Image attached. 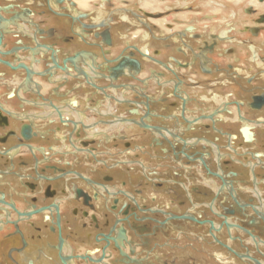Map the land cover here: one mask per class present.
<instances>
[{
  "label": "flooded vegetation",
  "instance_id": "obj_1",
  "mask_svg": "<svg viewBox=\"0 0 264 264\" xmlns=\"http://www.w3.org/2000/svg\"><path fill=\"white\" fill-rule=\"evenodd\" d=\"M88 1L0 0V264H264V0Z\"/></svg>",
  "mask_w": 264,
  "mask_h": 264
},
{
  "label": "rangeland",
  "instance_id": "obj_2",
  "mask_svg": "<svg viewBox=\"0 0 264 264\" xmlns=\"http://www.w3.org/2000/svg\"><path fill=\"white\" fill-rule=\"evenodd\" d=\"M198 235L206 237L205 231H201ZM210 242L211 239L209 238L204 243L203 241L198 242V238H194V241H188V238H178L177 245L179 246V248L177 249V255L179 261H181V264H202V262L203 264H216L214 258H217L215 257V255L219 253L223 254L224 252L219 248L214 249L213 245ZM208 257L210 258V260L206 261ZM225 260L227 261L228 258L223 259V261ZM226 264L236 263L228 262Z\"/></svg>",
  "mask_w": 264,
  "mask_h": 264
},
{
  "label": "crops",
  "instance_id": "obj_3",
  "mask_svg": "<svg viewBox=\"0 0 264 264\" xmlns=\"http://www.w3.org/2000/svg\"><path fill=\"white\" fill-rule=\"evenodd\" d=\"M77 1L82 2L81 7L83 10L88 11L91 8L90 4L87 3V5H86V2L84 3L83 0H77ZM85 1H88V0H85ZM93 1H95V0H93ZM88 2H91V1L89 0Z\"/></svg>",
  "mask_w": 264,
  "mask_h": 264
},
{
  "label": "bare ground",
  "instance_id": "obj_4",
  "mask_svg": "<svg viewBox=\"0 0 264 264\" xmlns=\"http://www.w3.org/2000/svg\"><path fill=\"white\" fill-rule=\"evenodd\" d=\"M237 1H238V0H237ZM146 2H147V1H146ZM148 2H149V1H148ZM238 2H239V1H238ZM238 2H237V3H238ZM144 3H145V2H144Z\"/></svg>",
  "mask_w": 264,
  "mask_h": 264
}]
</instances>
